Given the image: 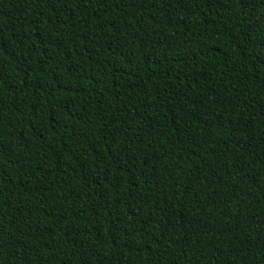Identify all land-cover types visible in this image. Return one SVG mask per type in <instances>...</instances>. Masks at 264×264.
<instances>
[{
    "label": "trees",
    "instance_id": "1",
    "mask_svg": "<svg viewBox=\"0 0 264 264\" xmlns=\"http://www.w3.org/2000/svg\"><path fill=\"white\" fill-rule=\"evenodd\" d=\"M0 264H264V0H0Z\"/></svg>",
    "mask_w": 264,
    "mask_h": 264
},
{
    "label": "snow or ice",
    "instance_id": "2",
    "mask_svg": "<svg viewBox=\"0 0 264 264\" xmlns=\"http://www.w3.org/2000/svg\"><path fill=\"white\" fill-rule=\"evenodd\" d=\"M241 2L243 3V2H244V0H241Z\"/></svg>",
    "mask_w": 264,
    "mask_h": 264
}]
</instances>
